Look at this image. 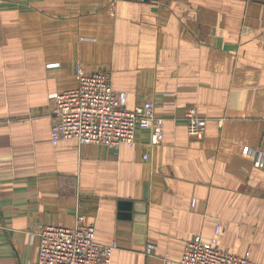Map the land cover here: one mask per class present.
I'll use <instances>...</instances> for the list:
<instances>
[{
  "label": "crops",
  "instance_id": "crops-1",
  "mask_svg": "<svg viewBox=\"0 0 264 264\" xmlns=\"http://www.w3.org/2000/svg\"><path fill=\"white\" fill-rule=\"evenodd\" d=\"M79 65L128 109L154 102L162 142L52 145L51 96ZM246 147L264 152V0H0V264H36L39 228L80 216L118 244L112 264H179L217 227L221 249L264 264V168Z\"/></svg>",
  "mask_w": 264,
  "mask_h": 264
},
{
  "label": "built area",
  "instance_id": "built-area-1",
  "mask_svg": "<svg viewBox=\"0 0 264 264\" xmlns=\"http://www.w3.org/2000/svg\"><path fill=\"white\" fill-rule=\"evenodd\" d=\"M60 65L50 64L48 68ZM78 87L51 96L52 110L51 143L58 146L62 141L76 140L81 145H102L119 149L123 145L133 147L138 130L151 132L150 147L159 145L164 138L165 119L156 115L155 103L147 102L134 109L126 106V93H116L108 72L88 74L82 65L78 67ZM185 120L190 137L201 140L207 128V119L196 109H190ZM243 153L254 159L256 168H264V152L244 148ZM149 155L144 159L148 160ZM220 227L216 229L213 245L203 243L201 237L186 244L179 264H262L248 256H238L221 249L218 245ZM39 258L36 264H112L118 244L102 245L97 241L96 228L84 217L70 229L63 226L40 227ZM155 246L150 245L152 253Z\"/></svg>",
  "mask_w": 264,
  "mask_h": 264
},
{
  "label": "rangeland",
  "instance_id": "rangeland-1",
  "mask_svg": "<svg viewBox=\"0 0 264 264\" xmlns=\"http://www.w3.org/2000/svg\"><path fill=\"white\" fill-rule=\"evenodd\" d=\"M180 263V262H179Z\"/></svg>",
  "mask_w": 264,
  "mask_h": 264
}]
</instances>
